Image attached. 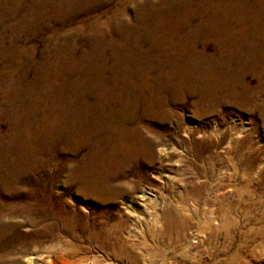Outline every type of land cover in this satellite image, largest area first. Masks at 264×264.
Returning a JSON list of instances; mask_svg holds the SVG:
<instances>
[{"label":"bare ground","instance_id":"6f19581e","mask_svg":"<svg viewBox=\"0 0 264 264\" xmlns=\"http://www.w3.org/2000/svg\"><path fill=\"white\" fill-rule=\"evenodd\" d=\"M108 1L28 0L32 12L21 20V26H32L37 20L43 26L61 24L75 16H84L85 23L90 12L98 11ZM130 3L132 14L125 16L123 11ZM34 4L38 5L35 11ZM80 27L89 29L90 42L82 58L76 57L75 44L67 35L63 53L56 52L51 61L52 70L47 66L48 58L40 64L34 57L26 59L25 67L36 65L39 71L30 82L40 93L36 100L22 102L14 80L1 79L3 88L19 93L15 100L3 102L0 98V118L11 123L0 145V183L7 185L0 186V264H103L104 259L90 256L73 240L81 232L68 225V219L79 223L78 228L101 249L120 256L118 234L112 235L115 230L106 221L95 220L92 225L82 221L83 216L67 210L60 194H53L46 186H13L20 181L21 169L17 168L24 167L19 163L31 156L29 146L39 145L37 159L59 143L73 153L87 149L70 167L72 180L81 185L75 187L82 201L94 198L104 202L131 192L125 208L134 213V205L141 204L146 214L135 212V220L150 219L148 227L154 234L164 229L159 207L165 201L173 213L164 224L166 230L176 231L174 237L184 247H189L191 238H198L200 246L208 244L197 253L211 258L205 264L250 263L248 251L264 259V227L239 231L240 224L232 216L236 206L214 207L205 197L209 188L198 180L189 185L199 199L206 198L200 200V208L185 202L184 196L168 199L165 194H151L150 187L136 190L138 186L126 179L130 172L144 175L146 165L161 162L169 153L164 135L146 123V119L174 117L169 99L177 102L188 96L195 98V109L204 113L224 103H240L264 118V0H124L104 18L72 30L78 32L76 28ZM71 73L80 76L69 82ZM50 102L55 107L45 111ZM39 113L41 131L34 121ZM176 129L177 136L181 128ZM187 131L197 153L204 149L213 152L223 141L230 143V138L225 140L226 129L218 125ZM21 136L35 142L26 145L22 157H18L17 139ZM228 147L245 174L264 175L262 162L258 163L262 148L252 140L240 139ZM42 161L40 158V165ZM3 196L9 197V202ZM54 199L60 204H54ZM56 218L65 222L62 228L67 236ZM136 229L132 233H137ZM190 229L196 235L189 237ZM235 232L241 234L239 242ZM243 248L247 252L241 251ZM107 259L104 264H115ZM148 264L161 263L154 259Z\"/></svg>","mask_w":264,"mask_h":264},{"label":"rangeland","instance_id":"374dc122","mask_svg":"<svg viewBox=\"0 0 264 264\" xmlns=\"http://www.w3.org/2000/svg\"><path fill=\"white\" fill-rule=\"evenodd\" d=\"M121 1L124 0H109L98 11L94 9L93 13L90 12L89 18L85 23L82 22L85 21L82 20L84 16H75L67 19L61 24L52 23L43 26V22L37 20L32 26H21V20L27 18L32 12V7H29L28 0H0V98L3 102L4 100H15V96L19 92L17 93L13 90L3 88L2 78H11L14 80V87L20 88L22 102L29 103L36 100L40 93H38V90H35V88L31 87L30 82L37 78L39 71L36 65L25 67L27 63L26 59L34 57L36 62L40 64L48 58L50 64L47 66L49 70H52L51 61H53L56 52L63 53V43L67 35H71L70 38L72 39V43L75 44L76 57L79 59L82 58L84 53L90 49V42L87 40L89 29L80 27L76 28L78 32H75L72 30L74 26L89 24L92 21L94 22L100 18H104L105 15L111 13L112 10L117 7L118 2ZM131 3L129 8L123 11V14H126L125 16L132 14L133 5ZM17 4L18 6H15ZM37 9L38 5L34 4L33 11ZM50 22H52V20ZM48 68L45 70L48 71ZM79 76L76 73H71L68 76V80L69 82H73ZM248 79L250 80L249 77ZM194 100L195 98L192 99L189 96L186 97L185 100L177 102H172L169 99L168 107L170 108V112H173L174 117L175 115L177 117L174 118L169 115L168 118L162 121L146 119V123L150 125L153 130H157L164 135L163 137L167 142V149L170 150L168 153L169 155H165L167 159L163 157L161 162L156 161L153 164L146 165L144 168V175L140 176L130 172L126 179L133 182L135 186H138L136 190H146L148 189L147 187H150L151 194H165L164 196L168 199H170L169 197L172 198V195H176L175 199L179 198V196H184L185 202L197 208L201 207L199 205L200 202L206 198L216 208L226 204L233 207L236 206L232 209V216L240 224L239 231L242 230L245 232L248 228V230L263 228L264 188L260 186H264V175L259 172L253 173L252 175L245 174L240 168V164H238L232 148L228 146L235 145L236 141L240 139L248 138L252 140L259 149L262 148L260 150L263 155L258 163L262 162L261 167L263 168L264 118L258 113L250 111L245 104L233 102L224 103L220 107L214 108L211 112H205V114L201 109H195ZM49 104L50 105L45 106V111L50 109V107H55L54 102H50ZM1 107L2 109H7L5 103L4 105L2 103ZM39 108V105L36 106L37 110H39ZM40 117L41 114L39 113L38 117L34 119L36 126L40 125ZM10 124L9 120L2 117L0 118V145L3 143L1 139H3L10 130ZM216 124L226 129L225 140L230 138L229 145L223 141L217 144L213 152H209L207 149L202 150L200 153L194 152L195 148L194 145L191 144L187 129L191 127H200L201 125H203V127L213 128L217 126ZM177 126L181 129L177 131L179 134L176 136L175 129ZM38 129L41 131L42 126L40 125ZM23 137L24 136H21L17 139L16 153H19L17 155L18 157L22 155V151L25 149L26 145L35 142L34 140L30 142ZM29 148L31 156L26 161H21L19 163L24 167L20 166L17 168L18 171L21 169L19 171L20 181H17L13 186H46L47 190L52 191L53 194H60L58 197L62 198V202L67 210H72V212L79 216H83L84 219H81L82 221L86 220L90 225H92L91 223H94L95 220L106 221V223L109 226L111 225L110 227L116 231H114L112 235L115 236L118 234V238L116 237V239L120 242L121 248L119 257L101 249L94 240L89 238L85 232L78 228L80 226L79 223H75L74 219H68V225L76 227V229L81 232L73 240H77L80 245L86 248L90 256L92 255L93 257L98 255L101 260H106L108 258L107 260H114L113 262L115 264H148L149 262H154V259L161 264H205L211 262L210 257L207 258L206 256L197 254L199 251L202 252L204 248L209 247L208 244V246L206 244L200 246L198 238H191V245L189 244V247H184L175 239L174 233H176V231L174 233H169L166 230L167 227L165 223L172 218L171 214L173 213L168 211L165 201H162V205L159 207L160 219L162 218L161 220L164 221L162 222L161 229L163 227L164 229L158 234H154L152 229L148 227L150 219H140L139 222L135 220V212H138L139 215L146 214L141 204L134 205V213L125 208V202L129 201L131 192L125 191L118 198L114 200H105L104 202L96 201L94 198L82 201L80 196L81 192H78L75 187L81 185L72 180L70 167L78 157L86 153L87 149H83L79 153H73L70 149H67L59 143L54 145L51 151L45 152L44 154L42 153L41 156L36 159L39 145H35L34 147L29 146ZM40 158L43 160L41 165L39 163ZM222 172H225L226 179L225 175L221 174ZM194 179L198 180L203 186L209 188L210 192L208 193V197L205 195L206 198L199 199L196 192L191 191V189L194 188L189 184L190 181L192 182ZM259 181L263 184H258ZM223 184L227 186L224 188L222 186ZM0 186L7 185L0 183ZM223 188L225 190H223ZM3 197L2 199L4 201L9 202V197ZM53 202L56 205L60 204V201H56V199H54ZM56 220L59 223L58 226L61 225L60 228L62 229V233L67 236V232L62 228L65 222H63L61 218H56ZM117 224L118 226H116ZM134 227L137 228V233H132ZM191 231L192 229H190L188 233ZM192 234L196 235V232L190 233L188 236L190 237ZM240 236V233L235 232L236 242H239ZM125 251L127 253H125ZM241 251L247 252L246 248L241 249ZM247 253L250 263L246 262L244 264H264L263 258H258L249 251ZM104 260H102L103 264Z\"/></svg>","mask_w":264,"mask_h":264}]
</instances>
